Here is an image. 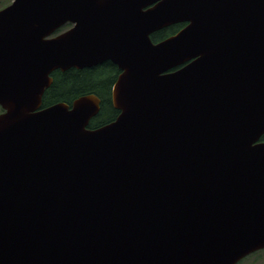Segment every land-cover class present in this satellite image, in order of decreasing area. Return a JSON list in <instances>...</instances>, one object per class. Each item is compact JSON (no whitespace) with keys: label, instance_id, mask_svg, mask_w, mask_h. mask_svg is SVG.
Returning a JSON list of instances; mask_svg holds the SVG:
<instances>
[{"label":"water","instance_id":"water-1","mask_svg":"<svg viewBox=\"0 0 264 264\" xmlns=\"http://www.w3.org/2000/svg\"><path fill=\"white\" fill-rule=\"evenodd\" d=\"M107 61L114 120L89 127L95 93L43 106L54 70ZM0 106V264H237L264 248V0H12Z\"/></svg>","mask_w":264,"mask_h":264},{"label":"trees","instance_id":"trees-1","mask_svg":"<svg viewBox=\"0 0 264 264\" xmlns=\"http://www.w3.org/2000/svg\"><path fill=\"white\" fill-rule=\"evenodd\" d=\"M9 1L0 6H6ZM184 25L185 23L171 25L153 33L151 37L154 42L161 41L179 31ZM119 72L118 67L111 61L92 68L57 71L54 73L53 83L43 95V106L57 102L72 104L73 100L81 95L95 93L101 98V109L99 114L91 119L89 127L96 128L108 123L114 120L119 113L111 100L112 86ZM262 140H264V135Z\"/></svg>","mask_w":264,"mask_h":264},{"label":"flooded vegetation","instance_id":"flooded-vegetation-1","mask_svg":"<svg viewBox=\"0 0 264 264\" xmlns=\"http://www.w3.org/2000/svg\"><path fill=\"white\" fill-rule=\"evenodd\" d=\"M72 25H73V24L68 23V24H65L64 26H62V27H60V28L55 29V31H54L51 35L47 36L46 39H50V38H52V37L57 36V35L60 34L61 32H63V31H65V30L69 29ZM116 66H117V65H116ZM93 67H95V66H93ZM73 68H74V67H73ZM86 68H87V67H86ZM88 68H90V67H88ZM91 68H92V67H91ZM70 69H72V68H70ZM70 69H68V70H70ZM118 69H119V68H118ZM68 70H66V71H68ZM57 71L66 72V71H62V70H60V69L54 70V71L51 73V77L53 78V81H54V73L57 72ZM119 73H120V72H119ZM119 73H117V76L119 75ZM52 83H53V82H52ZM111 100H112V98H111ZM112 105H113V103H112ZM1 112H3V108L0 106V113H1ZM263 252H264V248H263V249H260V250H258V251H255V252H253V253L247 255V256L244 257L243 259H241L237 264H257V263H258V260H257L256 258H259V257L262 258V255H264V254H260V253H263ZM252 259H253V260H252ZM261 264H264V261L261 262Z\"/></svg>","mask_w":264,"mask_h":264},{"label":"rangeland","instance_id":"rangeland-1","mask_svg":"<svg viewBox=\"0 0 264 264\" xmlns=\"http://www.w3.org/2000/svg\"><path fill=\"white\" fill-rule=\"evenodd\" d=\"M7 1H9V0H0V5L1 4H3L4 2H7ZM12 2V0H10L9 1V3L8 4H10ZM8 4H6V5H8ZM5 6V5H4ZM3 6H0V9L2 8ZM260 254H264V252L263 253H260ZM257 260H258V263L257 264H261V262H263L264 261V255H262V258H256ZM253 260V259H252Z\"/></svg>","mask_w":264,"mask_h":264}]
</instances>
